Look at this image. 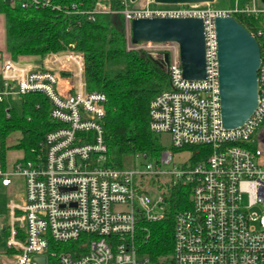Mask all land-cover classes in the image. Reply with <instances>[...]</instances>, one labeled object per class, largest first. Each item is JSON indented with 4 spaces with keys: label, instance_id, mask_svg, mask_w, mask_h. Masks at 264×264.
<instances>
[{
    "label": "built area",
    "instance_id": "obj_1",
    "mask_svg": "<svg viewBox=\"0 0 264 264\" xmlns=\"http://www.w3.org/2000/svg\"><path fill=\"white\" fill-rule=\"evenodd\" d=\"M139 1L133 8L123 0L128 49L154 47L162 59L169 53L170 86L151 99L149 127L169 134L175 151L208 146L209 153L192 163L190 150L191 156L178 163L169 148L156 158L136 152L123 167L109 163L103 126L108 98L87 88L83 52L71 46L47 55L35 67L6 59L0 71V104L42 92L58 126L46 134L44 151L34 158L22 156L12 163L0 159L2 185L17 177L24 180L22 197L8 202L6 243L12 257L0 264H38L37 256H45V264H151L140 251L150 235L146 224L167 216L173 186L190 188L191 205L174 214L172 264H264V205L261 212L252 210L264 203V149L253 145L264 124V55L255 110L241 126L224 127L215 31L217 16L237 11L260 15L264 6L243 9L201 2L154 7L155 0ZM10 3L47 7L52 0ZM78 11L94 20L111 10L97 0L92 9ZM151 16L203 19L204 78L184 77L176 41L132 42V19ZM251 33L264 37V25Z\"/></svg>",
    "mask_w": 264,
    "mask_h": 264
},
{
    "label": "trees",
    "instance_id": "obj_2",
    "mask_svg": "<svg viewBox=\"0 0 264 264\" xmlns=\"http://www.w3.org/2000/svg\"><path fill=\"white\" fill-rule=\"evenodd\" d=\"M96 1L52 0V5L47 7H22L1 0L8 51L14 60L22 55L47 56L71 46L82 51L87 88L103 91L108 98L103 119L108 162L123 167L139 151L146 152L150 158L159 157L163 150L171 147L163 145L160 134L150 129L149 104L170 86L167 65L162 57L127 48V25L121 11L126 6L123 0H103L111 11L96 14L94 20L78 11L92 9ZM233 15L254 33L264 25V14L235 12ZM257 39L264 55V37ZM57 126L51 117V102L42 92L31 91L11 102L3 101L0 104L1 161L6 163L10 148L22 149L25 158H34L36 152L44 151L42 141L46 134ZM16 131L21 137L8 146V136ZM185 149L192 151V163L209 153L208 146ZM168 200L167 216L146 224L150 235L140 247L152 264L172 255L174 214L177 209L190 207V188L173 186ZM166 262L172 264V259L167 258Z\"/></svg>",
    "mask_w": 264,
    "mask_h": 264
},
{
    "label": "water",
    "instance_id": "obj_3",
    "mask_svg": "<svg viewBox=\"0 0 264 264\" xmlns=\"http://www.w3.org/2000/svg\"><path fill=\"white\" fill-rule=\"evenodd\" d=\"M133 8L139 0H130ZM215 0H155L159 4L214 2ZM264 3V0H261ZM219 86L223 126H241L253 113L258 102V69L261 48L258 39L234 15L215 18ZM131 40L176 41L180 48L183 75L202 79L206 75L204 21L197 16L135 17L130 25ZM169 53L163 62L167 64ZM45 264V256H37Z\"/></svg>",
    "mask_w": 264,
    "mask_h": 264
},
{
    "label": "rangeland",
    "instance_id": "obj_4",
    "mask_svg": "<svg viewBox=\"0 0 264 264\" xmlns=\"http://www.w3.org/2000/svg\"><path fill=\"white\" fill-rule=\"evenodd\" d=\"M214 6H218V7H231V8H243L246 9L247 6H253L254 4L260 7L264 6V3L261 2V0H215L214 2H211ZM152 5L156 6V7H170L172 6V4H157V3H152ZM237 12H247L250 13L248 11H237ZM235 13V12H234ZM128 48V45H127ZM164 48V46H163ZM129 50H144L148 53H150L152 56L155 57H161L160 52H156L154 47H142V49H129ZM164 50V49H163ZM30 58H34L35 60H38L39 64L43 63L45 56H41V55H25ZM22 56H19L18 58H21ZM160 140L161 143L165 146L171 147V140H170V136L167 133H161L160 134ZM21 137V133L19 131H16L14 133H12L11 135L8 136L7 138V145L11 146L15 143L18 142L19 138ZM172 149V148H170ZM173 150V149H172ZM174 153V160L177 161L178 163H180L181 161H185L187 160L190 156H191V151L188 149L185 150H173ZM19 156V157H18ZM25 157V152L22 149H16V148H10L8 149L7 153H6V160L7 161H12L14 158L18 157ZM130 163H132V159L130 161ZM128 163V164H130ZM24 192V180L22 177H17L14 179V183L11 186V190L10 192H6L5 193V200L8 201L10 199H14V200H18L19 198L22 197ZM1 199V198H0ZM248 203V197L247 195L243 196V204H247ZM263 205L261 206H255L252 208V210L257 211V212H261L263 209ZM171 257V256H170ZM170 257H161L160 263L158 264H167L166 260L167 258ZM139 260H141V255H139ZM152 264V263H151Z\"/></svg>",
    "mask_w": 264,
    "mask_h": 264
},
{
    "label": "crops",
    "instance_id": "obj_5",
    "mask_svg": "<svg viewBox=\"0 0 264 264\" xmlns=\"http://www.w3.org/2000/svg\"><path fill=\"white\" fill-rule=\"evenodd\" d=\"M4 1L10 2V0H4ZM128 7H133V2H131L130 0H128ZM11 58L12 57L7 48L6 18H5V14L0 11V71L4 61L6 59H11ZM15 61H17L19 64L30 65L33 67L41 63L38 60H35L34 58H30V57L27 58V56L25 55H22L21 58H17ZM253 145L264 149V124L260 126L257 132L254 134ZM18 157L14 158L12 161L6 160V162L12 163ZM12 184L9 186H4L0 183V198H1L0 199V262H8L9 260H11L12 257V250H10L7 247V243H6V238L9 233L8 202L10 200L8 201L5 200V193L10 192Z\"/></svg>",
    "mask_w": 264,
    "mask_h": 264
}]
</instances>
